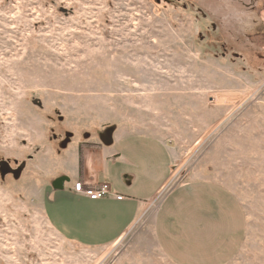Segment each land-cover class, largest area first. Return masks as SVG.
Here are the masks:
<instances>
[{"label":"rangeland","instance_id":"rangeland-1","mask_svg":"<svg viewBox=\"0 0 264 264\" xmlns=\"http://www.w3.org/2000/svg\"><path fill=\"white\" fill-rule=\"evenodd\" d=\"M116 126L175 142L169 188L229 187L247 227L225 264H264V0H0V264H173L153 231L169 188L106 247L46 218L58 155Z\"/></svg>","mask_w":264,"mask_h":264},{"label":"crops","instance_id":"crops-1","mask_svg":"<svg viewBox=\"0 0 264 264\" xmlns=\"http://www.w3.org/2000/svg\"><path fill=\"white\" fill-rule=\"evenodd\" d=\"M110 131L86 130L74 137L48 169L58 178L44 189L46 218L59 235L86 247L109 246L139 224L146 204L169 188L180 157L170 138L122 126ZM77 180L86 186L108 182L124 197L91 199L74 189ZM246 227L236 194L202 177L170 187L153 222L156 243L173 264L229 262L244 242Z\"/></svg>","mask_w":264,"mask_h":264},{"label":"built area","instance_id":"built-area-1","mask_svg":"<svg viewBox=\"0 0 264 264\" xmlns=\"http://www.w3.org/2000/svg\"><path fill=\"white\" fill-rule=\"evenodd\" d=\"M74 189L79 192L89 196L91 199H99L108 196H116L119 199H122L124 196L119 195L113 192L110 183L101 182L96 186L85 185L81 180H77L74 183Z\"/></svg>","mask_w":264,"mask_h":264},{"label":"water","instance_id":"water-1","mask_svg":"<svg viewBox=\"0 0 264 264\" xmlns=\"http://www.w3.org/2000/svg\"><path fill=\"white\" fill-rule=\"evenodd\" d=\"M111 132V131H110ZM1 170L3 174H7L10 172H13L16 176H19L20 174V169H13L10 164L6 161H3L1 163Z\"/></svg>","mask_w":264,"mask_h":264}]
</instances>
